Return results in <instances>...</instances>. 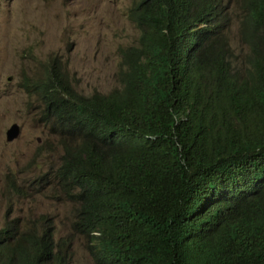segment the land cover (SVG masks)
Returning a JSON list of instances; mask_svg holds the SVG:
<instances>
[{"label": "trees", "instance_id": "obj_1", "mask_svg": "<svg viewBox=\"0 0 264 264\" xmlns=\"http://www.w3.org/2000/svg\"><path fill=\"white\" fill-rule=\"evenodd\" d=\"M222 3L135 1L139 44L121 48L109 93L80 92L58 56L26 82L96 264H264V0L239 6L244 67L220 36ZM70 259L52 226L0 229V264Z\"/></svg>", "mask_w": 264, "mask_h": 264}, {"label": "rangeland", "instance_id": "obj_2", "mask_svg": "<svg viewBox=\"0 0 264 264\" xmlns=\"http://www.w3.org/2000/svg\"><path fill=\"white\" fill-rule=\"evenodd\" d=\"M137 0H0V229L7 220L52 226L70 242L72 264H96L89 238L74 232L76 205L62 193L54 172L63 149L41 119L40 97L26 82L40 80L58 56L84 94L119 87L120 48L138 43L131 13ZM241 0H230L233 7ZM230 41L240 60L249 52L237 21ZM250 53L240 64L247 65ZM11 77L12 79H9ZM13 123L20 136L7 141Z\"/></svg>", "mask_w": 264, "mask_h": 264}, {"label": "clouds", "instance_id": "obj_3", "mask_svg": "<svg viewBox=\"0 0 264 264\" xmlns=\"http://www.w3.org/2000/svg\"><path fill=\"white\" fill-rule=\"evenodd\" d=\"M220 1H222V0H220ZM226 2L228 3V6H225V5H223V3H222V8H223V15H222V17H221V22H222V29H221V33H220V36H221V38H222V40L224 41V42H226L227 40H229V46L234 50V48H233V46H232V44H231V41H230V35H229V33H230V30H231V28H232V26L234 25V23H233V21H237L238 22V25H239V28H240V33H241V30H242V26H243V20H244V17H242V16H240L239 15V12H240V8H239V6H240V4H241V2H242V0L239 2V3H237V5L235 6V7H233L232 6V4H231V2H230V0H226ZM135 3V2H134ZM136 24V23H135ZM136 26H137V24H136ZM138 27V26H137ZM139 28V27H138ZM140 35H141V30H140V28H139V38H140ZM139 38H138V43L137 44H133V45H138L139 44ZM241 43H243V44H245V45H247L246 43H244L243 41H242V37H241ZM129 46H132V45H129ZM248 46V45H247ZM124 47H128V46H124ZM124 47H121V48H124ZM121 48H120V54H121ZM249 48V47H248ZM235 52V51H234ZM250 53V50H249V52L245 55V57L248 55ZM236 54V53H235ZM231 57V56H230ZM245 57H244V59H245ZM121 59H122V54H121ZM232 59V58H231ZM236 59H237V61H238V63L239 64H241L242 63V61L244 60V59H242V60H240L239 59V57L236 55ZM121 64H122V68H121V70L123 69V63H122V60H121ZM9 79H12L11 77H9ZM120 81V80H119ZM121 84V83H120ZM110 92V91H109ZM108 92V93H109ZM103 93V92H102ZM41 99V98H40ZM41 101H42V99H41ZM42 103H43V101H42ZM44 104V103H43ZM45 107V106H44ZM43 111H44V108H43ZM43 111H42V114H43ZM42 114H41V119H42ZM14 124H18V123H13L12 125H11V127L14 125ZM19 125V124H18ZM20 126V125H19ZM10 127V128H11ZM9 128V129H10ZM8 129V130H9ZM20 129H21V126H20ZM8 130H7V132H8ZM21 134V133H20ZM20 136V135H19ZM18 136V137H19ZM17 137V138H18ZM16 138V139H17ZM16 139H14V140H16ZM58 139H59V143H60V145L62 146V144H61V141H60V137L58 136ZM14 140H9L8 139V134H7V141H9V142H12V141H14ZM62 149H63V146H62ZM63 154H64V149H63ZM63 154H62V156H63ZM61 163H62V161H61ZM60 163V164H61ZM55 179V178H54ZM56 181V180H55ZM56 183H57V181H56ZM58 184V183H57ZM13 220H16V219H13ZM8 221H10V220H7L6 222H8ZM19 221V220H18ZM18 224L19 225H21V227H25V225L24 224H21L20 222H18ZM5 225H6V223H5ZM4 225V226H5ZM3 226V227H4ZM2 227V228H3ZM68 258H70L69 256H68ZM71 260V259H70ZM71 264H72V261H71Z\"/></svg>", "mask_w": 264, "mask_h": 264}, {"label": "water", "instance_id": "obj_4", "mask_svg": "<svg viewBox=\"0 0 264 264\" xmlns=\"http://www.w3.org/2000/svg\"><path fill=\"white\" fill-rule=\"evenodd\" d=\"M21 133L20 126L18 124H14L7 132L8 139L14 140L16 139Z\"/></svg>", "mask_w": 264, "mask_h": 264}]
</instances>
